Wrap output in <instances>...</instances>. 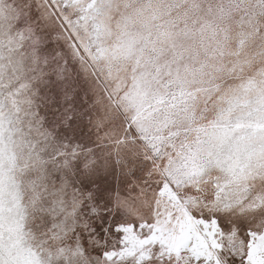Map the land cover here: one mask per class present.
I'll use <instances>...</instances> for the list:
<instances>
[{"label":"rangeland","instance_id":"374dc122","mask_svg":"<svg viewBox=\"0 0 264 264\" xmlns=\"http://www.w3.org/2000/svg\"><path fill=\"white\" fill-rule=\"evenodd\" d=\"M57 2L85 87L168 156L169 175L211 178L233 203L264 199V0ZM11 11L0 0V252L33 264L23 240L41 160L24 128L27 57Z\"/></svg>","mask_w":264,"mask_h":264},{"label":"snow or ice","instance_id":"6c2138e0","mask_svg":"<svg viewBox=\"0 0 264 264\" xmlns=\"http://www.w3.org/2000/svg\"><path fill=\"white\" fill-rule=\"evenodd\" d=\"M10 3L41 160L23 240L33 264H264V199L233 203L211 178L174 179L168 156L85 87L67 3ZM0 264L12 262L0 252Z\"/></svg>","mask_w":264,"mask_h":264},{"label":"bare ground","instance_id":"6f19581e","mask_svg":"<svg viewBox=\"0 0 264 264\" xmlns=\"http://www.w3.org/2000/svg\"><path fill=\"white\" fill-rule=\"evenodd\" d=\"M83 2V1H82Z\"/></svg>","mask_w":264,"mask_h":264}]
</instances>
